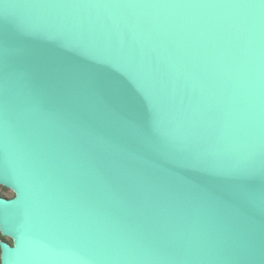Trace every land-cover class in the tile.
Segmentation results:
<instances>
[{
    "label": "water",
    "instance_id": "1",
    "mask_svg": "<svg viewBox=\"0 0 264 264\" xmlns=\"http://www.w3.org/2000/svg\"><path fill=\"white\" fill-rule=\"evenodd\" d=\"M0 185L1 264H264V0H0Z\"/></svg>",
    "mask_w": 264,
    "mask_h": 264
},
{
    "label": "trees",
    "instance_id": "2",
    "mask_svg": "<svg viewBox=\"0 0 264 264\" xmlns=\"http://www.w3.org/2000/svg\"><path fill=\"white\" fill-rule=\"evenodd\" d=\"M7 191H9V189L3 185H0V196H5V197H9L7 194ZM7 239L1 232L0 230V243L2 240ZM10 241L12 242V239H10ZM2 251L1 249V244H0V252ZM0 264H1V258H0Z\"/></svg>",
    "mask_w": 264,
    "mask_h": 264
},
{
    "label": "rangeland",
    "instance_id": "3",
    "mask_svg": "<svg viewBox=\"0 0 264 264\" xmlns=\"http://www.w3.org/2000/svg\"><path fill=\"white\" fill-rule=\"evenodd\" d=\"M7 194L9 197H12V196H14V191L9 189V191H7ZM5 237L10 241V239H11L10 237H8V236H5ZM7 239H5V240H7ZM1 254H2V251L0 252V258H1Z\"/></svg>",
    "mask_w": 264,
    "mask_h": 264
},
{
    "label": "snow or ice",
    "instance_id": "4",
    "mask_svg": "<svg viewBox=\"0 0 264 264\" xmlns=\"http://www.w3.org/2000/svg\"><path fill=\"white\" fill-rule=\"evenodd\" d=\"M52 71H54V69Z\"/></svg>",
    "mask_w": 264,
    "mask_h": 264
}]
</instances>
